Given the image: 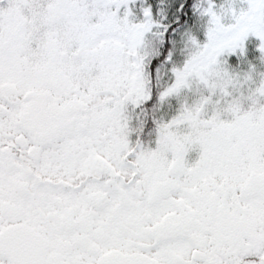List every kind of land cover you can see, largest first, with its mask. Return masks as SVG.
Returning a JSON list of instances; mask_svg holds the SVG:
<instances>
[{"label":"snow or ice","instance_id":"obj_1","mask_svg":"<svg viewBox=\"0 0 264 264\" xmlns=\"http://www.w3.org/2000/svg\"><path fill=\"white\" fill-rule=\"evenodd\" d=\"M0 264H264V0H0Z\"/></svg>","mask_w":264,"mask_h":264},{"label":"rangeland","instance_id":"obj_2","mask_svg":"<svg viewBox=\"0 0 264 264\" xmlns=\"http://www.w3.org/2000/svg\"><path fill=\"white\" fill-rule=\"evenodd\" d=\"M256 43H258L257 38L253 36H249L245 40V49H246V56L249 60L255 62L254 58L258 55V50L256 49ZM234 57H229V62L232 64ZM233 66H235L233 64Z\"/></svg>","mask_w":264,"mask_h":264}]
</instances>
